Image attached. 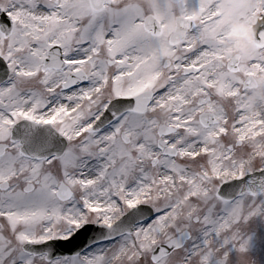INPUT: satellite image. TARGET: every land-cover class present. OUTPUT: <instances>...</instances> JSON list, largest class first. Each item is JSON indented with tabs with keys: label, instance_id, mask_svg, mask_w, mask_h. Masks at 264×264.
<instances>
[{
	"label": "snow or ice",
	"instance_id": "6c2138e0",
	"mask_svg": "<svg viewBox=\"0 0 264 264\" xmlns=\"http://www.w3.org/2000/svg\"><path fill=\"white\" fill-rule=\"evenodd\" d=\"M0 264H264V0H0Z\"/></svg>",
	"mask_w": 264,
	"mask_h": 264
},
{
	"label": "clouds",
	"instance_id": "9594fccd",
	"mask_svg": "<svg viewBox=\"0 0 264 264\" xmlns=\"http://www.w3.org/2000/svg\"><path fill=\"white\" fill-rule=\"evenodd\" d=\"M251 33L246 24L233 22L227 34L229 53L246 52L252 43Z\"/></svg>",
	"mask_w": 264,
	"mask_h": 264
},
{
	"label": "rangeland",
	"instance_id": "374dc122",
	"mask_svg": "<svg viewBox=\"0 0 264 264\" xmlns=\"http://www.w3.org/2000/svg\"><path fill=\"white\" fill-rule=\"evenodd\" d=\"M229 31V30H228ZM226 41L228 42V38L226 37Z\"/></svg>",
	"mask_w": 264,
	"mask_h": 264
}]
</instances>
